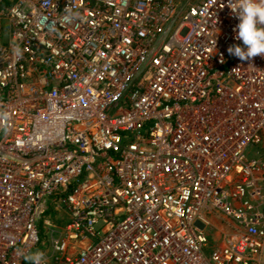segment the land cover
<instances>
[{
    "label": "built area",
    "instance_id": "2783aa9c",
    "mask_svg": "<svg viewBox=\"0 0 264 264\" xmlns=\"http://www.w3.org/2000/svg\"><path fill=\"white\" fill-rule=\"evenodd\" d=\"M239 22L0 0V264H264V56L229 54Z\"/></svg>",
    "mask_w": 264,
    "mask_h": 264
},
{
    "label": "clouds",
    "instance_id": "9594fccd",
    "mask_svg": "<svg viewBox=\"0 0 264 264\" xmlns=\"http://www.w3.org/2000/svg\"><path fill=\"white\" fill-rule=\"evenodd\" d=\"M228 6L237 14L240 21L235 38L244 45V47L230 46L229 54L240 60H250L258 55L264 56V0H236L234 9L228 0ZM42 255V253L37 254V256Z\"/></svg>",
    "mask_w": 264,
    "mask_h": 264
}]
</instances>
